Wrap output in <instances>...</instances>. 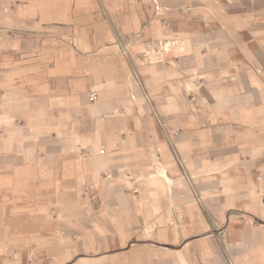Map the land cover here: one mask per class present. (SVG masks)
<instances>
[{
	"label": "crops",
	"instance_id": "1",
	"mask_svg": "<svg viewBox=\"0 0 264 264\" xmlns=\"http://www.w3.org/2000/svg\"><path fill=\"white\" fill-rule=\"evenodd\" d=\"M156 4L0 0V264H264V0Z\"/></svg>",
	"mask_w": 264,
	"mask_h": 264
},
{
	"label": "built area",
	"instance_id": "2",
	"mask_svg": "<svg viewBox=\"0 0 264 264\" xmlns=\"http://www.w3.org/2000/svg\"><path fill=\"white\" fill-rule=\"evenodd\" d=\"M154 1V3H155V5H156V9H158V7H157V4H156V0H153ZM91 97L93 98L94 97V94L92 93L91 94ZM136 189H134V191H135Z\"/></svg>",
	"mask_w": 264,
	"mask_h": 264
},
{
	"label": "rangeland",
	"instance_id": "3",
	"mask_svg": "<svg viewBox=\"0 0 264 264\" xmlns=\"http://www.w3.org/2000/svg\"><path fill=\"white\" fill-rule=\"evenodd\" d=\"M153 1V0H152ZM154 2V1H153ZM156 8V7H155Z\"/></svg>",
	"mask_w": 264,
	"mask_h": 264
}]
</instances>
